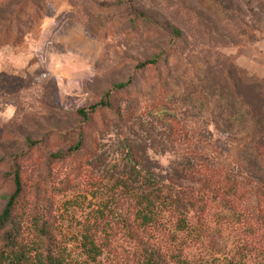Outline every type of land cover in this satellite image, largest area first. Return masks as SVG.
Masks as SVG:
<instances>
[{
    "label": "rangeland",
    "instance_id": "rangeland-1",
    "mask_svg": "<svg viewBox=\"0 0 264 264\" xmlns=\"http://www.w3.org/2000/svg\"><path fill=\"white\" fill-rule=\"evenodd\" d=\"M128 77L108 107L77 114ZM187 164L212 167L194 251L264 264V0H0V209L16 167L24 233L74 230L101 201L97 264H133L158 231L114 183Z\"/></svg>",
    "mask_w": 264,
    "mask_h": 264
},
{
    "label": "trees",
    "instance_id": "trees-1",
    "mask_svg": "<svg viewBox=\"0 0 264 264\" xmlns=\"http://www.w3.org/2000/svg\"><path fill=\"white\" fill-rule=\"evenodd\" d=\"M155 63L156 57H152L138 63L135 68H145ZM130 80L128 77L112 89L106 90L95 102L77 108V114L87 119L89 113L108 107L112 90L126 87ZM211 94H215L213 88ZM217 97L219 108L220 95ZM221 110L226 108L222 107ZM246 115L248 113H241L245 120L252 117ZM81 143V137L78 136L67 152L76 151ZM192 165H181L173 180L169 176L151 180L142 176L137 179L128 174L123 180L118 179L114 183L119 190H124L126 199H133V219L141 226L152 225L158 231L156 235L151 233L150 239L141 240L142 258H137L133 264H208L202 253L194 251L198 249L201 241L194 221L199 220L198 214L204 207L201 202L202 188L211 182L212 167L200 169ZM224 174L227 172L224 171ZM185 181L195 183L196 186L186 184ZM12 182L13 190L0 209V264H97L107 244L108 234L99 228L102 217L101 201L95 202L93 193L90 197L97 207L78 221L76 229L69 230L59 223L52 228L34 224L35 232L29 235L23 231L21 214L15 212L21 192V181L16 167L13 168ZM238 182L240 181H233L227 186L220 183L217 186L212 185V192L215 196L221 193L235 194ZM67 202L64 201L63 204ZM223 264L237 262L227 257Z\"/></svg>",
    "mask_w": 264,
    "mask_h": 264
}]
</instances>
